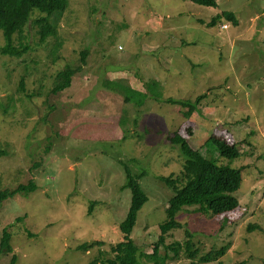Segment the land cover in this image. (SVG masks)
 <instances>
[{"label":"rangeland","instance_id":"rangeland-1","mask_svg":"<svg viewBox=\"0 0 264 264\" xmlns=\"http://www.w3.org/2000/svg\"><path fill=\"white\" fill-rule=\"evenodd\" d=\"M222 9L232 10L237 23L222 17L209 25ZM50 18L63 38L56 60L55 39L39 43L29 22L25 37L14 39L27 51L0 52V147L9 151L0 157V188L36 183L0 204V239L6 227L12 245V251L0 248V264H10L13 252L15 264H87L93 257L99 264L112 255L130 202L122 163L147 173L140 183L148 198L131 236L139 252L151 251L174 192L160 177L176 178L182 169L183 157L168 140L173 132L218 163L241 169L242 180L233 191L236 207L209 216L190 205L177 214L200 253L222 246L223 253L203 263L180 252L166 264H264V0H217L215 6L69 0ZM82 47L88 53L70 85L51 93L55 73L77 64ZM120 84L145 92L144 104L126 102ZM204 94L189 117L182 114L187 108L164 101ZM210 135L233 141L240 155L219 156L204 145ZM183 235L178 227L166 240ZM94 239L102 243L77 247Z\"/></svg>","mask_w":264,"mask_h":264},{"label":"trees","instance_id":"trees-1","mask_svg":"<svg viewBox=\"0 0 264 264\" xmlns=\"http://www.w3.org/2000/svg\"><path fill=\"white\" fill-rule=\"evenodd\" d=\"M194 3L215 6L217 0H191ZM69 6V0H0V35L3 42L0 43V52L3 54L20 56L27 51L28 45L22 42L15 43L14 39L25 37L24 30L27 23L30 26H36L39 43H45L49 37L55 40L51 44L50 53L53 60L59 57L60 48L63 45V38L59 36L57 23L50 16L56 13H62ZM38 11V14L31 18L32 13ZM224 17L233 24L238 19L235 13L229 9H222L219 13L214 14L208 21V24H214L217 19ZM88 48V47H87ZM82 47L78 54V63L71 65L65 64L63 68L55 73L53 86L50 92L56 94L71 83L72 75L80 70L81 65L85 62L88 49ZM24 76L20 79V90H23ZM145 84V83H144ZM145 86H149L146 84ZM123 98L126 102H134L139 107L144 104L147 94L130 86L119 85ZM137 96V100L132 97ZM152 97L158 98L155 95ZM205 94L197 97L194 101L175 100L173 98L164 99L165 102L179 105L187 108L182 112L185 117H189L192 112L199 107ZM172 145L178 147L183 157L182 169L176 178L160 177L161 180L170 186L174 192L170 195L165 204V218L159 223V234L153 243L151 251L139 252L140 247L131 236L132 227L136 221L137 211L147 200L148 196L143 189L140 179L143 178L145 171L132 173L131 170L122 163L125 172V181L123 187L130 190V202L128 210L119 222V228L122 232V238L110 244L112 255L102 256L99 258V264H166L169 258L178 257L180 252L186 253V256L206 263L210 262L217 255L224 251V247L210 249L205 253H200L199 247L193 240V231L177 218V214L186 206L194 205L196 211L216 215L223 211L232 209L239 204L238 197L233 194L241 183V169L232 168L223 163H218L208 157L202 150L192 148L187 140L181 135L173 132L168 137ZM212 144L217 150L219 156L227 159H235L240 155L237 144L227 141L224 138L210 135L204 145ZM9 154L5 148L0 147V157ZM135 161V159L133 158ZM34 167L38 163H34ZM36 188V183L32 179L27 182H19L16 185L0 188L1 202L13 196L16 193L28 194ZM183 227V238L172 239L167 241L168 235L172 230ZM98 239L82 241L77 245L78 248L86 250L95 244H101ZM163 247V251H161ZM0 248L4 251H12L10 243V231L6 227L2 230L0 239ZM144 257L146 262L141 260ZM96 258V257H95ZM16 254L13 252L10 257V264H15ZM94 257L87 264H94ZM192 263V262H191ZM219 264H222L221 262Z\"/></svg>","mask_w":264,"mask_h":264},{"label":"built area","instance_id":"built-area-1","mask_svg":"<svg viewBox=\"0 0 264 264\" xmlns=\"http://www.w3.org/2000/svg\"><path fill=\"white\" fill-rule=\"evenodd\" d=\"M222 26H223V27H226V23H223Z\"/></svg>","mask_w":264,"mask_h":264}]
</instances>
